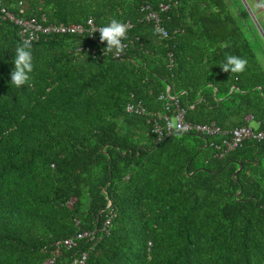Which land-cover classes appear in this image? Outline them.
<instances>
[{
  "label": "trees",
  "instance_id": "16d2710c",
  "mask_svg": "<svg viewBox=\"0 0 264 264\" xmlns=\"http://www.w3.org/2000/svg\"><path fill=\"white\" fill-rule=\"evenodd\" d=\"M168 1L0 0L44 25L133 24L120 56L98 33L31 41L17 87L26 38L0 15V264H264V137L228 151V134L157 141L150 114L170 89L190 121L263 131L262 33L227 0H176L164 39L144 6ZM228 56L245 70L224 71Z\"/></svg>",
  "mask_w": 264,
  "mask_h": 264
},
{
  "label": "built area",
  "instance_id": "2783aa9c",
  "mask_svg": "<svg viewBox=\"0 0 264 264\" xmlns=\"http://www.w3.org/2000/svg\"><path fill=\"white\" fill-rule=\"evenodd\" d=\"M23 4V1H20ZM177 1L170 0L168 2H161L158 8L151 7L150 4H146L144 9L148 10L146 14V19L153 22L156 25V29L159 28L166 36L161 34L162 38H167L169 36L168 29L162 25L161 11H167L171 9ZM260 8L264 11V0H260ZM23 11V10H21ZM0 15L5 19H10L21 27V33L26 39L31 41H37L43 36L53 35V34H83L88 32L91 37L98 39L97 33L100 34L99 28L104 26H98L94 23L93 19L88 20V26L79 23H54L50 25H44L39 22L36 18L24 17L23 15L15 14L4 6L0 2ZM127 25L128 29L133 26L131 21L121 22ZM124 44V40H122ZM115 56H117L115 54ZM120 56V54L118 55ZM165 100L164 107L158 110H152L150 112L152 116V130L156 135L157 141H162L171 134L175 133L173 129L168 127V122L170 120H176L180 123L181 127L187 129L183 132H195L203 135L210 136H221L228 134L229 137H224L222 140V145L225 146V150L234 149L239 146L244 140L250 138L261 139L264 137V130L257 131L250 125L237 126L231 130H224L216 121L211 123H198L190 121L186 118L187 109L180 105L178 95H173L170 89L165 95H161L159 100ZM127 111L130 113L137 114H147L148 111L142 102H130L127 105ZM110 224V219L106 222V227ZM89 235L88 232L78 233V237H84ZM63 243L66 245H72L74 243L73 238H68ZM58 254V253H57ZM87 258V253L83 257L76 261V264H84ZM56 258L48 259L45 264H54Z\"/></svg>",
  "mask_w": 264,
  "mask_h": 264
},
{
  "label": "clouds",
  "instance_id": "9594fccd",
  "mask_svg": "<svg viewBox=\"0 0 264 264\" xmlns=\"http://www.w3.org/2000/svg\"><path fill=\"white\" fill-rule=\"evenodd\" d=\"M257 7H259V5H257ZM127 31L128 27L126 24L113 19L107 26L99 28L100 41L101 43L106 41L107 51H113L114 49L115 54L118 56L124 51L125 45L122 43V40L127 38ZM156 31L166 36V33H163L161 29L157 28ZM31 48L32 43L30 39H24L22 44L16 48L14 59L15 67L14 70L10 73V75L11 83L16 85L17 87L24 85L30 78L29 73L33 71V56ZM226 60L227 62L222 64L223 70H231L232 73L243 72L247 65L246 60L237 56H228ZM168 127L170 129H173L177 134H181L183 131L187 130L182 128L180 123L176 120H170L168 122ZM55 263L56 260L54 264Z\"/></svg>",
  "mask_w": 264,
  "mask_h": 264
},
{
  "label": "rangeland",
  "instance_id": "374dc122",
  "mask_svg": "<svg viewBox=\"0 0 264 264\" xmlns=\"http://www.w3.org/2000/svg\"><path fill=\"white\" fill-rule=\"evenodd\" d=\"M235 13L239 10L237 7L241 8L242 17H247L249 24L256 29L257 32H260L264 36V11L260 10V0H227ZM259 5V7H257ZM257 18V22L255 20ZM262 31L260 30V28ZM260 30V31H259ZM264 38V37H263ZM254 126V123H251Z\"/></svg>",
  "mask_w": 264,
  "mask_h": 264
},
{
  "label": "crops",
  "instance_id": "0c3cea01",
  "mask_svg": "<svg viewBox=\"0 0 264 264\" xmlns=\"http://www.w3.org/2000/svg\"><path fill=\"white\" fill-rule=\"evenodd\" d=\"M260 10H261V8H260ZM255 20H256V22H257V18H255ZM260 28V27H259ZM260 30L262 31V29L260 28ZM263 34H264V31H263ZM264 37V36H263ZM263 40H264V38H263Z\"/></svg>",
  "mask_w": 264,
  "mask_h": 264
}]
</instances>
